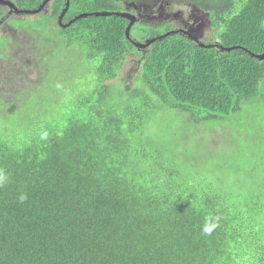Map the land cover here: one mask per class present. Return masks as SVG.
<instances>
[{
	"label": "trees",
	"instance_id": "16d2710c",
	"mask_svg": "<svg viewBox=\"0 0 264 264\" xmlns=\"http://www.w3.org/2000/svg\"><path fill=\"white\" fill-rule=\"evenodd\" d=\"M122 1L136 0H70L63 21ZM172 1L207 13L221 44L264 53V0ZM64 4L53 0L49 13L26 21L41 48L55 49L41 52L33 91L46 82L50 100L1 105L9 112L0 114V264H264V134L253 130L248 163L220 167L203 152L177 150L183 140L167 147L172 163L156 155V136L142 143L144 126L167 109L232 134L242 104L264 100V60L170 34L127 90L118 79L132 49L127 19L91 15L55 26ZM143 27L133 29L157 32ZM64 91L77 102H63ZM53 110L61 116L43 115Z\"/></svg>",
	"mask_w": 264,
	"mask_h": 264
},
{
	"label": "rangeland",
	"instance_id": "374dc122",
	"mask_svg": "<svg viewBox=\"0 0 264 264\" xmlns=\"http://www.w3.org/2000/svg\"><path fill=\"white\" fill-rule=\"evenodd\" d=\"M51 1L52 0L47 2L44 9L42 10L43 13H49L51 11ZM136 2L138 5H142L145 1L136 0ZM126 7L127 3L119 2L115 5H108L109 9L103 11L122 12L126 9ZM119 8L122 9L115 11L112 10ZM4 11L6 12L3 17L6 18L0 27V36L4 32V27L8 28L9 30L7 32L6 41H2L4 39L0 38V114L9 112L6 108L1 107L3 102L11 103L13 101L22 100L25 98V104L33 105L37 103L36 99H38L39 102L50 100V96L48 94L42 93L43 90L46 91V82L42 89H40L39 94L33 93V91L36 90V84L40 82L38 79V77H40L39 71L43 68V66L39 56L41 52H44L46 49V45L42 48L38 45V38L33 34V32L30 31V23H27L25 28L19 26L12 27L11 22L8 20L9 17H7L8 10L5 9ZM174 11L178 12V10ZM199 12L204 13L202 11ZM38 15V13H30L28 18L32 21L35 20ZM10 17L13 16L10 15ZM53 24L58 26L57 22H53ZM148 26H152L157 29V32H153L154 35L164 31L160 30L163 28V26L160 25H147V27ZM147 27L144 26L143 28ZM130 36L131 38L139 37V33L137 32L136 28L131 29ZM209 37V31H206L203 37L204 40L202 41H207ZM52 52H55V49L52 51L50 49H46V56H51ZM132 57V55H129L130 59H133ZM52 62L55 65H58L56 59H53ZM53 69L54 67L52 65V68L51 70L49 69V71L56 75L59 72V69L55 68L54 73ZM135 69H137V72H135ZM138 72L139 68L137 65L127 64V66H125L121 71L118 79L123 81L127 90L134 89L137 85H139ZM9 84H15L16 86L21 84L23 88H20V90L17 92V89L12 90L9 88V86H6ZM53 84L56 83L54 82ZM30 92L32 93L26 97V95H28ZM16 94H20L21 97L17 98ZM33 95H36V97ZM76 97L77 96L72 95V93H65L64 91L63 102L75 104L77 102ZM163 113L164 114L162 115H153L152 120L144 126L145 137L143 138L142 143L147 145L149 144L150 139L153 136H156L158 138V142L155 147L156 155L158 153L165 155L167 159L164 161H168L169 163L174 162L176 157L168 152L174 150L169 148L167 151V147L169 145H173L177 139V141L183 140L185 142V147L182 148L179 145L177 150L186 151V154L189 158H194V156H197L200 152H203L207 156L206 161L208 165L215 164L220 167L224 164H228L230 161L246 164L249 162V158L251 157L250 151L251 148H253L255 142H253V130L264 134L263 99L260 101H248L242 104L241 110L233 115L229 122V125L232 129V134L230 135H227L229 130L226 127H203L202 124L195 123L191 113L190 115L182 114L178 109H167ZM63 114L65 115V113ZM43 115L60 117L61 113L60 110H53L44 112ZM133 138L136 140V145H139L137 142L138 135H134ZM220 142L221 144L217 148L209 149L207 147V145H217ZM183 166L187 167V163L183 164Z\"/></svg>",
	"mask_w": 264,
	"mask_h": 264
},
{
	"label": "flooded vegetation",
	"instance_id": "af4514ba",
	"mask_svg": "<svg viewBox=\"0 0 264 264\" xmlns=\"http://www.w3.org/2000/svg\"><path fill=\"white\" fill-rule=\"evenodd\" d=\"M144 1H145L144 5L139 10H136L134 8H132L131 10L133 14H136L138 16V21L134 26H138L139 28H141L147 25H160L163 26V28L160 30H164V31H162L159 34L153 35L151 37H146L145 35L142 36L141 33L137 38L132 37L133 39L132 38L131 39L133 41L146 42L151 38L161 36L163 34L172 31L174 34L178 33L179 35L187 38L190 44L193 43L198 44V42H203L206 44H211V45L218 44L223 47H226L225 45L221 44V39L215 35L216 34L215 28L213 27L212 22L210 21L207 13H200L199 12L200 10L194 9V6H192L190 3H187L184 9L179 10L178 11L179 13H177L174 11L176 10V8H178L177 4L172 0H144ZM52 2L53 0L51 1L50 8L52 6ZM66 5H67V0H65V4L63 8H65ZM5 9L8 10L7 17H9L8 20L11 22L12 27H18L20 24L26 26V24L31 21L29 19L30 21L26 22L28 15L30 14L26 12V10H33L35 8H28L25 5L20 6L16 2V0H0V10L3 12V15L6 12L4 11ZM3 15L0 17V27L4 23L3 21L6 18L3 17ZM10 15H12L13 17H10ZM58 19H59V15H58ZM16 21H20V22H18L17 26H14L15 25L14 22ZM55 22L58 23V26L60 25L62 27L59 20ZM64 22L65 21H63V23ZM182 29L183 31L181 32ZM8 30L9 29L6 27L3 28L4 32L2 33L1 36H4V41H6L7 39ZM206 31H209L210 37L207 39V41H202L204 40L203 37ZM132 40H130L132 49L128 50L125 55L126 59L124 62V66H127V64L137 65L139 68V73H141L143 65L147 64L146 61L148 59V55L149 53H151V49L154 44L152 43L151 46L147 48H142L135 46ZM216 49L218 51H222L218 48ZM129 55H132L133 59H130ZM135 70L137 71V69Z\"/></svg>",
	"mask_w": 264,
	"mask_h": 264
},
{
	"label": "water",
	"instance_id": "95a60500",
	"mask_svg": "<svg viewBox=\"0 0 264 264\" xmlns=\"http://www.w3.org/2000/svg\"><path fill=\"white\" fill-rule=\"evenodd\" d=\"M49 1L50 0H43V2L39 5V7L35 8L33 10H26V12H28V13H39V12H41L44 9L45 5ZM142 6H143V4L142 5H138L136 1H128L126 9L124 11H122V12H109V11H96V12H93V13L84 12V13H80V14L76 15L72 19L68 20L66 23H63V18L65 16L66 12L68 11L69 7H70L69 0H67V5L60 12L58 20H59L60 24L62 25V27L65 28V27H68V26L72 25L74 22H76L80 18L91 16V15H95V16H111V15L121 16V17L126 18L129 21V23H128L127 27H126V37L131 40V36H130L131 35V29H132V26L137 21V15L132 14L130 12V9L134 8V9L138 10ZM182 31H183V29L181 30V32ZM170 34H174V33L171 31V32H168V33L163 34L161 36H157V37L151 38V39L147 40L146 42H143V43L142 42H134V44L137 47L147 48L152 43L156 42L157 40H162V39H164V37H166V36H168ZM199 45L201 47H210V46H212V45H206L203 42H199ZM215 47L216 48H220L222 51H224V50L230 51L232 49L239 48L238 46L237 47H235V46L223 47V46L218 45V44H216ZM241 49L247 51L246 49H243V48H241ZM249 54L251 56L256 57L260 61L264 60V53H262V54H254V53H250L249 52Z\"/></svg>",
	"mask_w": 264,
	"mask_h": 264
},
{
	"label": "clouds",
	"instance_id": "9594fccd",
	"mask_svg": "<svg viewBox=\"0 0 264 264\" xmlns=\"http://www.w3.org/2000/svg\"><path fill=\"white\" fill-rule=\"evenodd\" d=\"M123 3H127L128 1H122ZM69 3H70V0H69ZM143 5H144V3H143ZM178 8H176V10H182V8L181 7H179V6H177ZM132 10V8L130 9V11ZM132 13V12H131ZM177 13H179V12H177ZM133 14V13H132ZM136 15V14H135ZM126 19V18H125ZM128 21V20H127ZM137 21H138V16H137ZM137 21L135 22V24L137 23ZM64 23H66V22H64ZM128 23H129V21H128ZM134 24V25H135ZM128 25V24H127ZM133 25V26H134ZM132 26V29L134 28ZM127 27V26H126ZM126 32V31H125ZM128 39V38H127ZM130 40V39H129ZM132 40V39H131ZM133 41V40H132ZM158 41V40H157ZM134 42H141V41H133V43ZM143 43V42H142ZM154 44V43H153ZM198 44H199V42H198ZM205 44V43H204ZM135 45V44H134ZM152 45V44H151ZM150 45V46H151ZM206 45H211V44H206ZM227 47V46H226ZM232 47V46H231ZM239 47V46H238ZM218 49H220V48H218ZM235 49H241V48H235ZM243 49H245V48H243ZM221 50V49H220ZM233 50V49H232ZM247 50V49H246ZM224 51H227V50H224ZM224 51H221V52H224ZM231 51V50H230ZM245 51V50H244ZM246 52H248V50L246 51ZM249 53V52H248ZM129 70V69H128ZM128 72V71H127ZM135 72H137V71H135ZM138 74H139V72H138ZM23 199H25V197H21V200H23ZM213 228H214V225H209L208 223H206L205 224V226H204V228H203V231L206 233V234H210L211 233V231L213 230Z\"/></svg>",
	"mask_w": 264,
	"mask_h": 264
}]
</instances>
